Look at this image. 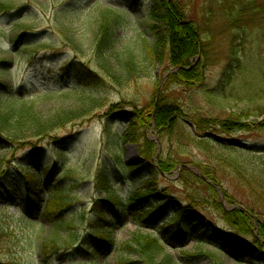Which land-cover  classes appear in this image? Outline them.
Returning <instances> with one entry per match:
<instances>
[{
  "label": "rangeland",
  "instance_id": "374dc122",
  "mask_svg": "<svg viewBox=\"0 0 264 264\" xmlns=\"http://www.w3.org/2000/svg\"><path fill=\"white\" fill-rule=\"evenodd\" d=\"M162 2L183 8L185 20L196 25L206 47L204 55L198 49L185 69L203 67L202 83L192 89L168 81V37L157 39L154 32L161 33L162 23L155 21L152 26L149 19L152 6ZM249 2L257 11L253 28L243 33L232 30L216 0H0V5L8 7L0 13V84L41 98L36 110L47 121L56 107L80 108L72 93L56 95L78 87L75 80L64 76L66 71L71 76L72 67L78 64L100 75L103 88L91 95L105 104L84 122L32 141L35 148L0 151V264H148L129 249L134 248L131 239L136 234L166 243L153 264H160L166 255L170 256L167 264H264L236 256L213 234L200 235L194 242L189 220L182 227L188 237L181 242L174 243V237L168 242L164 236L171 231L180 234L176 226L162 231L164 221L179 209L173 205L176 202L200 212L216 235L229 238L230 227L208 208L210 203L204 200L209 194L191 177H203L204 171L216 180V184L207 183L216 189L224 212L250 211L249 224L257 238L260 224L264 226V0ZM108 8L123 20L113 38V71L121 56H137L140 63L139 73L126 89L108 83L94 60L92 41L98 14ZM239 33L242 48L231 56L232 36ZM146 44L154 48V55L144 53ZM142 53L147 61L140 59ZM50 93L53 97L44 99ZM163 107L177 111L171 123L157 128L148 114L154 117ZM229 119L241 124L225 123ZM199 139L206 140L207 147H201ZM161 162L169 165L166 173L159 172ZM52 169L53 175L45 178L43 172ZM24 173L38 176L40 194L24 198L19 190ZM60 174L71 207L57 217L74 214L77 226L61 232L70 236L69 244L56 239L58 251L44 260L39 246L51 231L41 215L49 198L44 192L58 185L54 180ZM102 174L108 179H102ZM150 181L158 196L166 198L158 205L168 202L169 206L157 213L155 200L148 201L146 214L136 219L129 211L116 213L107 207L102 224L109 227L112 247L100 251L99 243H104L90 235L96 231L93 221L98 220L95 204L106 200L108 193L126 204L130 193ZM8 191L13 196H7ZM24 218L39 220V226H19L17 221ZM251 241L250 237L241 240Z\"/></svg>",
  "mask_w": 264,
  "mask_h": 264
},
{
  "label": "trees",
  "instance_id": "16d2710c",
  "mask_svg": "<svg viewBox=\"0 0 264 264\" xmlns=\"http://www.w3.org/2000/svg\"><path fill=\"white\" fill-rule=\"evenodd\" d=\"M216 1L222 5L221 11L226 17H228L227 19L231 24L232 30L236 28L237 30H241L240 32L244 33V31H248L250 27L253 28V25H251L255 19H253V14L257 11L256 8L252 9L253 2H249V0ZM229 2L231 3L230 5L227 4ZM7 9V6L0 5V13L7 12ZM182 11V7L177 8L176 5L162 2V5L154 4L152 6L149 19L152 26H154L155 21H160L162 23L163 30L161 33L158 31H155L154 33L157 35L156 38L160 40L165 39V35L168 37L167 43L170 48L169 70L178 68L176 73L168 77V81L180 85L185 89H192L197 85H201L203 67L202 69L200 67V71H189L185 69L189 66L190 60L198 54L199 50L202 55L206 53V47L201 44L200 33L197 31L196 25L191 21H186ZM122 21V17L114 9H101L98 14V25L92 41V47L95 63L97 64L98 69L107 76L108 83L120 89H126L132 82H134L135 77L139 73L138 65L140 63L137 61V56V59L132 56H121L118 60V69L115 70V72L113 71V58H115V55H113V38L115 31L120 26ZM26 30L29 31L30 29L27 28ZM61 33L64 35V32L61 31ZM240 37H242V34L240 33L232 36V42L230 45L231 56L236 55V49H238V47H240V49L242 48V43L239 42ZM143 51L146 54H155L154 48L147 44ZM144 53L141 54L140 59L147 61V58L143 55ZM236 60L238 61V59ZM200 63L202 62H197V65ZM72 69L73 73L70 76L69 72L67 73L66 71L68 70V67H66L64 76L65 78L75 80L78 87L75 89L69 88L63 92H57L56 95L64 96L67 93H72L80 101L81 106H79L80 108H76L74 110L71 108L56 107L57 109H53L52 112L49 113L47 121L42 120L40 117L41 114L36 110L37 103L40 102L41 98L25 96V94L20 91L13 92L8 85L0 84V151L8 152L12 149L17 151L24 146H32L30 148H35V144L32 141H42L44 138L49 137V134L54 130L63 129L68 125H75L76 123L84 122L93 114L95 109L101 108L105 105L96 96L91 95L94 93L93 91L99 92V90L103 88L104 82L101 81L100 75L92 70L83 69L78 64L74 65ZM263 90L262 93H264ZM86 91L92 92L89 93ZM50 94L43 95L44 99L47 97H53V94ZM170 108H160L161 110L156 112L154 117L152 113L148 114L149 122L154 119L155 126L157 128H165L168 122L171 123L174 112L177 111L176 107H174L176 110L174 108ZM259 114L262 115L263 113L261 112ZM225 123H231L230 125L237 126L241 124L238 120L234 119L226 120ZM240 127H242V125H240ZM198 141L201 147H207L206 140L199 139ZM256 151H262V148L257 149ZM143 154L145 153L143 152ZM34 157L35 155L31 154V158H33L32 160L35 159ZM157 167L160 173H166L169 165L166 164V166H164L161 162L157 165ZM54 171L55 170L52 169L48 174L43 172L45 178L49 179L51 175H53ZM191 177L195 180L196 184L201 185L202 188H204V192L207 195L209 194L208 198L204 200L206 203H210L208 208L211 209L213 213L217 214L218 218L225 225L230 227L229 229L231 230L227 229L229 230V238H226L223 234L216 235L215 230H211L206 218L199 214L200 212L195 209L182 208L181 205L174 202L173 205H177L179 209L169 219L164 221L162 231L164 232L165 229L173 230L176 226L177 231H179L180 234L175 235V232L172 231L169 234L164 233L168 242H172L173 237L175 238L173 240L174 243L177 241L179 242V240L181 242L183 239L188 237V234L182 230V227L183 223L186 220H189V234L192 235L191 238L194 242H197L200 235L203 236L213 234L214 236H219L216 241L223 242L224 246L234 251L236 256L240 258H251L252 261L259 260L264 262V226L260 224L259 238L255 237V234L251 231L249 224L252 220L250 211L224 212L221 208V204L217 200L218 195L216 189L201 178L196 176ZM203 177L211 183L216 184L215 178L210 174H206L205 171L203 173ZM21 178L22 183L19 190L25 194V199L32 194H40L38 189L40 187L41 180H39L38 176L24 173L21 175ZM101 178L105 180L108 179V177L103 174L101 175ZM63 179V175H58L54 180V182H57L58 185L54 186V188H50L48 192H44L49 195V198L42 208L41 215L51 226L49 235L47 238L41 239L42 242L39 246L41 256H43L44 260L47 259L51 253L58 251L55 242L56 239L60 240L65 245L69 244L70 236H66V238L63 234H61V232L63 230H75L77 226V220L74 214H71L70 217H65L63 219L57 217L59 214L62 215L66 213L71 207L70 201L68 200L69 192L62 187ZM185 182H187V180ZM6 195L11 197L13 196V192L8 191ZM165 199V197L158 196L155 184H152L151 181L143 187L130 193L126 204L119 202L117 196L113 193H108L106 200L99 201L95 204L97 209L95 214L98 216V220L100 221H93L96 231L91 232L90 235H92V239H99L102 243H104V245L99 243L101 247L100 251L102 252H106L112 247L111 238L107 235L109 227L102 224V222H106L104 211L107 207L113 208L116 213L120 211H129L134 216V219H136L137 217H140V215L146 214V204L148 201L151 202V200H155L154 212L164 213V208L169 206V203L166 202L164 206H159L158 203L165 201ZM226 199L230 201V198ZM149 209H151V207H149ZM182 212L185 214L183 215ZM31 214L33 213L31 212ZM17 223L19 226L26 224L39 226V220L31 222L26 218L18 220ZM208 232H210V234H207ZM244 237H250L252 240L251 244L241 242ZM131 241L134 248L129 247V249L135 250L137 255L148 264H153L155 257L163 253L166 248L165 242H161L156 237L145 234H136ZM241 248L242 251L240 252ZM232 255L234 254L232 253ZM169 261L170 256L166 255L160 264H167Z\"/></svg>",
  "mask_w": 264,
  "mask_h": 264
},
{
  "label": "water",
  "instance_id": "95a60500",
  "mask_svg": "<svg viewBox=\"0 0 264 264\" xmlns=\"http://www.w3.org/2000/svg\"><path fill=\"white\" fill-rule=\"evenodd\" d=\"M172 72H174V70H173V71H171L170 73H172ZM126 165H128V163H126Z\"/></svg>",
  "mask_w": 264,
  "mask_h": 264
}]
</instances>
